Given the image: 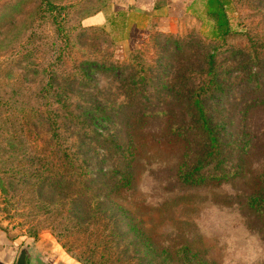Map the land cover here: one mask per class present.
<instances>
[{"label":"rangeland","instance_id":"1","mask_svg":"<svg viewBox=\"0 0 264 264\" xmlns=\"http://www.w3.org/2000/svg\"><path fill=\"white\" fill-rule=\"evenodd\" d=\"M49 2L64 7L60 16L48 10ZM238 4L240 11L234 6L229 10L232 33L226 42L248 47L249 33L264 39V0H238ZM107 6V0H0V229L19 240L20 247L31 240L39 252L38 244L42 245L45 255H39L50 259L47 264H81L80 258L90 254L88 239L78 240L74 251L63 246L73 237H63L61 231L75 225L73 220L69 225L60 219V199L52 207L56 209L52 216L45 217L38 211L44 203L26 204L27 185L18 177L46 175V169L55 161L61 163L60 155L69 151L86 171L78 179H89L74 183L92 195L94 208L96 199L104 197L101 172L120 163L107 137L126 140L130 121L137 145L133 186L115 191L108 202L132 211L148 234L165 245L190 243L204 250L215 264H264V223L241 202L252 179L264 168V107L255 109L250 116L254 148L243 178L196 187L179 183L174 173L183 143L174 142L168 135L165 117L145 122L137 118L144 101L142 95L148 92L156 103L158 95L168 97L158 94L165 89L154 81L157 72L153 69L165 59L160 58L162 53L165 51L167 57L174 49L171 58L177 66L187 65L189 60L178 55L174 46L163 49L168 39L159 38L161 45L157 39H147L134 49L144 55L145 65L131 69L135 66L131 63L133 50L119 59L105 26L98 33L94 32L97 29L85 32L80 27L84 16ZM195 27L200 33L210 32V25L187 16L167 33L181 36L195 31ZM66 30L70 44L62 36ZM206 41L198 35L194 38L198 47L188 48L186 56L195 59ZM224 58L223 69L236 65ZM87 60L107 67L113 64L116 69L95 67L86 76L82 67ZM148 65L155 66L151 70ZM50 81L54 82L51 88L47 85ZM50 99L58 102L60 115L52 119L59 131L55 146L50 144L43 114ZM71 112L81 116L77 120ZM92 115L104 117L105 123L94 124ZM85 224L92 227L89 221ZM35 231L37 235L32 236ZM82 251L85 252L81 254Z\"/></svg>","mask_w":264,"mask_h":264},{"label":"trees","instance_id":"2","mask_svg":"<svg viewBox=\"0 0 264 264\" xmlns=\"http://www.w3.org/2000/svg\"><path fill=\"white\" fill-rule=\"evenodd\" d=\"M109 1L107 0V4ZM229 2L240 11L238 0H207V15L213 24L207 34L200 33L197 27L194 28L195 31H189L188 34L181 35L182 37L156 31L147 41L157 39V44L161 45L159 38L168 39L162 44L166 46L163 49L174 46L176 52H179L178 55L189 60L187 65L177 66L171 58L175 55L174 49L167 57L165 51L160 49L164 51L160 58L164 56L165 59L162 58L159 64L154 65L155 69L154 66L148 67L157 72V80L154 81H159L165 89L158 94H166L168 97L158 95L156 103L155 98H149L148 92L142 95L144 101H141V114L137 118L142 122L166 118L168 135L174 142H182L184 146L174 176L179 183L186 186L196 187L213 182L230 183L246 175L254 148V137L249 127L250 116L255 109L264 107V39L260 40L259 34L249 33L250 46L227 44L226 38L232 33L227 13ZM62 7L49 2L48 10H52V14L58 12L60 16L64 10ZM101 11L99 9L84 16L80 27L85 32L91 29H97L94 32L102 31L101 26L85 23L88 18ZM195 32L207 40V43L200 47L202 49L196 53L198 55L194 59L186 56L185 52L188 48L198 47L194 42V38L198 36ZM62 36L66 44H70L71 37L67 30ZM224 57L235 61L236 65L223 69L221 62ZM144 59L141 51L133 50L131 63L136 67L130 68H143ZM101 66L105 70L116 69L113 64L107 67L98 61L87 60L83 61L82 70L88 76V70ZM231 77L232 80L228 79ZM47 85L51 88L54 82L50 81ZM57 103L50 99L48 109L43 112L52 146L58 145L59 138V131L52 120L60 116ZM74 114L77 120L81 116L71 112V117ZM64 118L67 117L64 115ZM91 118L94 124L99 121V126L105 123L104 117L92 115ZM127 125L129 128L125 132L128 137L126 140L118 141L107 137L113 143L110 147L119 157L120 163L115 168L101 170L103 178L100 185L104 197L96 199L94 208L92 195L86 193L81 184L74 183L76 180L84 182L89 179H78L86 171L72 159L69 151L60 155L61 163L55 161L46 169V175L31 173L18 177L27 185L26 204H31L32 201L44 203L38 211L48 217L56 210L52 208L56 199H60L57 202V208L61 209L60 219L68 221L69 225L73 220L75 225L72 229L65 227V231H61L63 237H73L69 241L72 244L66 241L63 246L74 251L78 240L88 239L86 245L90 254L85 259L80 258L81 264H215L204 250L190 243L165 245L156 241L132 211L110 200L108 202L107 198L110 199L115 191L133 186L137 145L135 129L130 121ZM241 200L247 210L264 223V168L252 179L250 190ZM105 210H109V213ZM85 221H89L92 227L87 226ZM76 222L80 225L76 226ZM36 235L35 231L32 236Z\"/></svg>","mask_w":264,"mask_h":264},{"label":"crops","instance_id":"3","mask_svg":"<svg viewBox=\"0 0 264 264\" xmlns=\"http://www.w3.org/2000/svg\"><path fill=\"white\" fill-rule=\"evenodd\" d=\"M206 3L207 0H110L103 11L88 18L85 23L105 26L116 44L117 57L122 59L127 51L142 45L153 32H168L187 16L199 19L211 29L213 24L207 15ZM231 7L229 2L228 16ZM39 246V253L45 255L44 248ZM19 250L20 241L10 239L0 229V264H16ZM47 259L42 257L41 263L47 264Z\"/></svg>","mask_w":264,"mask_h":264},{"label":"water","instance_id":"4","mask_svg":"<svg viewBox=\"0 0 264 264\" xmlns=\"http://www.w3.org/2000/svg\"><path fill=\"white\" fill-rule=\"evenodd\" d=\"M35 244L29 240L22 247H20L16 264H38L42 262V256L34 248ZM35 261L34 262H32Z\"/></svg>","mask_w":264,"mask_h":264}]
</instances>
